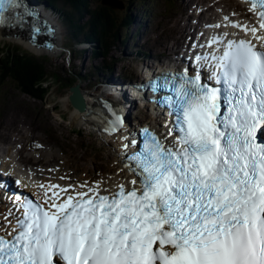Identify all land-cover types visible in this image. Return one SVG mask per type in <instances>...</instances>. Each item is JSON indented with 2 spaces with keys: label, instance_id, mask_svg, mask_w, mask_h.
I'll use <instances>...</instances> for the list:
<instances>
[{
  "label": "snow or ice",
  "instance_id": "snow-or-ice-1",
  "mask_svg": "<svg viewBox=\"0 0 264 264\" xmlns=\"http://www.w3.org/2000/svg\"><path fill=\"white\" fill-rule=\"evenodd\" d=\"M243 2L258 27L233 25L251 38L211 54L217 86L187 69L150 82L171 141L143 128L115 191L52 184L19 203L11 230L0 225V264H264V0ZM12 13L34 15L0 0V24ZM112 116L109 133L124 123Z\"/></svg>",
  "mask_w": 264,
  "mask_h": 264
},
{
  "label": "rangeland",
  "instance_id": "rangeland-1",
  "mask_svg": "<svg viewBox=\"0 0 264 264\" xmlns=\"http://www.w3.org/2000/svg\"><path fill=\"white\" fill-rule=\"evenodd\" d=\"M38 1L42 3V7L45 5L44 8L47 11L49 10L46 6V0ZM110 1L116 5L115 9L110 7L113 9L112 13L116 18L120 19L125 13H128L132 16V20L126 41L118 42L116 45L113 44L114 46L110 48L111 59L108 57L104 62L101 61L100 56L96 59L91 56L90 44L83 43L77 37H73L72 28L61 21L59 12L62 6L59 4L56 5L55 9L52 8V14L50 15L59 26L60 46H63L57 49L62 50L60 54L55 56L49 53L39 54L35 49L33 53L29 51V48L27 49L17 42L7 39L0 41V47L8 45L35 57H42L49 66L50 73L57 74L52 80H48L46 86L48 90L42 101L21 94L9 83H5L0 89V141L5 142H0V151L6 150L9 145L19 147L21 145L19 139L14 140L12 143L9 141L21 132L26 135L25 144L23 145L27 149L24 156L26 163H35L29 158L34 147L45 146V151L54 154L56 157L46 159L47 157L42 156L38 158L40 161H44L43 165H51L50 161H53L56 164L51 166H58L63 160L67 164L68 162L71 163L69 168L72 170L86 173V175L95 174L91 170L105 168L106 172L104 174L110 171L108 161L110 154L104 147L107 145L101 143L87 128L74 126L75 120L69 119L72 106L69 102L65 106L63 102L61 103V100L66 99L69 95V87L72 85L68 86L64 83H68V79L76 77L77 82L75 85L79 87V91L82 89L95 93L106 89L102 83L105 79L110 78L109 81L117 79L111 83L116 85L114 81L124 82L123 77L128 79L138 78L139 69L144 59L139 58L135 51H141L144 55H164L167 50H164L161 45L171 46L175 42L181 43L184 34L188 33L189 29L191 30L190 24L195 26L197 24L196 17L202 15L200 13L195 17L188 16L191 13L188 10L191 8L190 4L195 3L202 6L206 3V0H170V7H173L171 9L163 7V0H144L142 3L135 0L134 3L130 4L129 11L124 6L127 4L126 0H120V3L118 0ZM229 1L234 4V0ZM88 2L90 7L105 5L101 0H88ZM235 5H238V3L235 2ZM177 6H180L178 11H176ZM82 18L84 19L85 16L83 15ZM185 20L187 23L178 27L177 30L176 23L179 21V24L182 25ZM65 47L69 49L70 53ZM106 62L110 64L107 70H100L99 65L104 66ZM80 76L83 77L80 79ZM135 108H132V117H137L140 122L145 118V113L138 107ZM77 130L84 140L89 141L91 151L90 148H84L77 143V138L74 135ZM34 141H40L42 146L34 144L28 146L29 143ZM105 158L107 159L105 160ZM74 165L77 166L74 167Z\"/></svg>",
  "mask_w": 264,
  "mask_h": 264
},
{
  "label": "trees",
  "instance_id": "trees-1",
  "mask_svg": "<svg viewBox=\"0 0 264 264\" xmlns=\"http://www.w3.org/2000/svg\"><path fill=\"white\" fill-rule=\"evenodd\" d=\"M46 1V6L50 9H55L58 4L62 6L59 12L61 21L72 28L73 36L81 42L90 44V54L95 59L99 56L103 62L108 57L111 59L110 48L114 46L113 44L116 45L118 42H124L127 39L132 20V16L128 13L118 19L109 6L101 4L90 7L88 0ZM134 1L126 0L127 4L124 6L127 11ZM136 1L142 3L144 0ZM170 5V0H163L165 9L173 8ZM83 15L85 16L84 19L82 18ZM109 65V62H106L104 66L99 65L100 70H107ZM50 71L42 57H35L8 45L0 47V89L5 83H9L21 94L42 101L48 90L46 87L48 80H52L55 75L57 76ZM76 79V77H72L68 79V83L64 84L73 86L77 82ZM74 135L80 146L90 148L91 151L89 141L84 140L78 130L74 132Z\"/></svg>",
  "mask_w": 264,
  "mask_h": 264
},
{
  "label": "bare ground",
  "instance_id": "bare-ground-1",
  "mask_svg": "<svg viewBox=\"0 0 264 264\" xmlns=\"http://www.w3.org/2000/svg\"><path fill=\"white\" fill-rule=\"evenodd\" d=\"M103 3L105 5L113 8V9L116 8V5L113 4L110 0H103ZM237 3H238V5L241 4L239 2H237ZM35 7H36V9L40 15V20L44 21V19H45L47 24L53 28L54 32L50 33L51 35H53L52 36L53 39L39 38L35 34L26 33L25 31L18 30L16 28H12L10 30L0 29V41L3 39H7V40L12 41V42H17L27 49L29 48L30 49L29 51H32L33 53H34V49H35L36 52L39 54L49 53L50 55H53V56H55L56 54H60L62 50H57V49H60V47H63V46H60V40H59L60 34L58 33L59 32V26H58L57 22L52 18V16H50L45 11H43L39 6H35ZM226 15H228L229 18H231L232 20H235V19L239 18L240 14L232 11ZM199 17H200V15L196 17L197 24L195 26H197L200 23ZM242 20H243V24L247 25V24H250V22L254 20V17L252 16V14L249 13V11H247L245 16L242 17ZM176 26H177V24H176ZM184 27L186 28V26H184ZM176 29L178 30V26L176 27ZM189 31H190V29H189ZM179 44H180L179 42H175L171 46L161 45V47L164 50H167V53H168V52H171L172 48H176ZM66 49L69 52V49L68 48H66ZM78 50H80V49H78ZM141 70H142V68L139 69V73H141ZM82 77L80 76V79ZM108 79H110V78H108ZM111 85H112L111 83H108V85L105 86L106 87L105 90L102 89L101 92L99 91V92H95V93L80 89L81 91H79V94H80V97H81L82 102L85 105V107L82 110H76L75 108L72 107L71 113L69 115V119L75 120L74 126H85V127H89V128H95L99 125V123L96 121V119L101 118L108 110H110L111 107L114 105V103H116L115 100H117V96L122 95V91L121 92L118 91L117 95H114V96H111L108 93H106L107 90H110ZM137 85L142 86L143 83L139 82V83H137ZM78 88L79 87L77 86V89ZM118 88H120V90H121V87H118ZM62 102L66 106L69 102L68 96L66 97V99L61 100V103ZM93 135L97 139H99L98 136L95 135L94 133H93ZM16 139L20 140L21 145L19 147H14L15 145L12 147L10 145H9V147L7 146L6 150L0 151V157L9 158V156H12V154H13L14 155L13 164L15 167H17L19 170H23L26 173L28 178L32 177L33 175H36L37 179H38L37 185L40 188V195L41 196H42L45 188H47L49 185H52V184L60 185V184L66 183V181H68V180H73V182L71 183L72 186L75 189H80L79 186L81 185L80 184L81 179L87 180L86 177L91 176V175H86V173H80V172H77L76 170H72L71 168H69L70 167L69 163L67 164L63 160H62V163L60 162L61 164L58 166H49L48 170L46 169L47 164L43 165L44 161L41 163L42 166L37 165L36 168H34L32 166H27V167L22 168V165L27 162L26 159L24 158L25 152L27 151V149L23 147V145L25 144V139H26L25 133L19 132L18 135L14 136L12 139H10L9 142L12 143ZM99 140L101 143L107 145L104 147L107 149V151H109V154H110L108 161H109V165H110L109 170L111 171V173H110V171H108L106 174H100V173H98V174H100L102 177H109L116 170L121 172L122 174H125L122 171L123 167L120 165V163H121L120 158L117 157L115 150H113L111 147V144L106 143L101 139H99ZM0 142L5 143L2 141H0ZM30 145H28V146H30ZM61 147H62V145H61ZM28 150H29V148H28ZM32 150L33 151L31 152V155H29V158L32 159L35 163L41 162L38 158H40L42 156L47 157L46 159L56 157V156H54V154H51L50 152H46L43 147H39V148L34 147ZM62 156H64V155H62ZM114 164H116L115 167H113ZM3 166H5L4 163H3ZM43 166H44V171L41 173L40 169ZM55 167H59V168H55ZM31 168H34V169H31ZM0 172H1V169H0ZM48 172L49 173H52V172L56 173L57 177L55 179L51 180V179L46 178L45 175H43V176L38 175L40 173L41 174H47ZM125 175L127 176V174H125ZM82 184H89V183L83 182ZM41 185H43L44 188H41L40 187ZM0 225H4L6 228H8V227L10 228L13 226L12 224L11 225L10 224H0Z\"/></svg>",
  "mask_w": 264,
  "mask_h": 264
},
{
  "label": "water",
  "instance_id": "water-1",
  "mask_svg": "<svg viewBox=\"0 0 264 264\" xmlns=\"http://www.w3.org/2000/svg\"><path fill=\"white\" fill-rule=\"evenodd\" d=\"M32 4H33L32 2H27V5H32ZM69 91L70 93L68 95V100L71 106L75 108L76 110H82L85 107V105L82 102V99L79 94V89H77V86L74 85V86L69 87Z\"/></svg>",
  "mask_w": 264,
  "mask_h": 264
}]
</instances>
